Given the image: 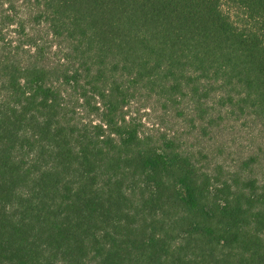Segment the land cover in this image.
Instances as JSON below:
<instances>
[{"label":"trees","instance_id":"trees-1","mask_svg":"<svg viewBox=\"0 0 264 264\" xmlns=\"http://www.w3.org/2000/svg\"><path fill=\"white\" fill-rule=\"evenodd\" d=\"M0 264H264V0H0Z\"/></svg>","mask_w":264,"mask_h":264},{"label":"rangeland","instance_id":"rangeland-1","mask_svg":"<svg viewBox=\"0 0 264 264\" xmlns=\"http://www.w3.org/2000/svg\"><path fill=\"white\" fill-rule=\"evenodd\" d=\"M225 10H227V7H224ZM8 34V38L11 36V34L9 32H7ZM147 115H145L143 117V121L144 123H146V126L148 128H162V126L158 123L160 122V111L161 108H158L156 110H145ZM166 124H163V130H166L167 132H171L173 130H176L178 128L179 123L177 119H172V120H168L167 122H165ZM238 125L240 127V133H238V129L235 128V135L237 137L238 140H240L244 146V152H247L249 150V147L251 146V140L249 138L248 135V130H247V124H245L244 122H238Z\"/></svg>","mask_w":264,"mask_h":264}]
</instances>
